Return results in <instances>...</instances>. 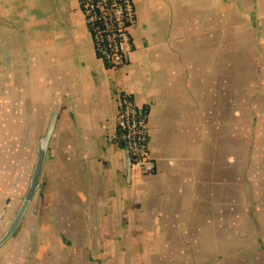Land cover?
<instances>
[{"label": "crops", "instance_id": "crops-1", "mask_svg": "<svg viewBox=\"0 0 264 264\" xmlns=\"http://www.w3.org/2000/svg\"><path fill=\"white\" fill-rule=\"evenodd\" d=\"M128 60L77 0H0V264H264V0H132ZM146 109L150 173L118 93Z\"/></svg>", "mask_w": 264, "mask_h": 264}, {"label": "built area", "instance_id": "built-area-1", "mask_svg": "<svg viewBox=\"0 0 264 264\" xmlns=\"http://www.w3.org/2000/svg\"><path fill=\"white\" fill-rule=\"evenodd\" d=\"M90 33L95 54L109 67L128 60L130 27L135 21L132 0H77ZM119 126L122 146L130 166L140 173H150L154 163L148 149L146 109L132 96L118 93Z\"/></svg>", "mask_w": 264, "mask_h": 264}, {"label": "water", "instance_id": "water-1", "mask_svg": "<svg viewBox=\"0 0 264 264\" xmlns=\"http://www.w3.org/2000/svg\"><path fill=\"white\" fill-rule=\"evenodd\" d=\"M50 129H48L45 135L38 141L36 146V159L33 164L27 188L23 194L20 203L18 204L10 222L6 226L3 233L0 235V246L13 234L15 229L18 227L24 213L31 201L32 196L40 184V175L44 163L45 152L47 148V138L49 136Z\"/></svg>", "mask_w": 264, "mask_h": 264}, {"label": "rangeland", "instance_id": "rangeland-1", "mask_svg": "<svg viewBox=\"0 0 264 264\" xmlns=\"http://www.w3.org/2000/svg\"><path fill=\"white\" fill-rule=\"evenodd\" d=\"M24 193H25V192H24ZM22 196H23V195H22ZM32 197H33V196H32ZM21 198H22V197H21ZM31 199H32V198H31ZM29 203H30V202H29ZM28 206H29V205H28ZM27 208H28V207H27ZM26 210H27V209H26ZM25 212H26V211H25ZM11 236H12V235H11ZM11 236H10V237H11ZM6 241H7V240H6Z\"/></svg>", "mask_w": 264, "mask_h": 264}]
</instances>
